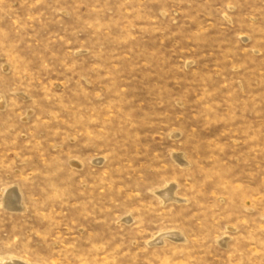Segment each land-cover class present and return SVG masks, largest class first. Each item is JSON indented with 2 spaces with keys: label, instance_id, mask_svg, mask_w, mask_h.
<instances>
[{
  "label": "rangeland",
  "instance_id": "rangeland-1",
  "mask_svg": "<svg viewBox=\"0 0 264 264\" xmlns=\"http://www.w3.org/2000/svg\"><path fill=\"white\" fill-rule=\"evenodd\" d=\"M0 264H264V0H0Z\"/></svg>",
  "mask_w": 264,
  "mask_h": 264
},
{
  "label": "bare ground",
  "instance_id": "bare-ground-1",
  "mask_svg": "<svg viewBox=\"0 0 264 264\" xmlns=\"http://www.w3.org/2000/svg\"><path fill=\"white\" fill-rule=\"evenodd\" d=\"M168 191V190H167ZM166 192V191H165ZM13 194V193H12ZM17 195V194H16ZM12 196V195H11ZM10 196V197H11ZM15 196V195H14ZM18 200H20V199H18ZM18 200H15V199H13V198H10L9 199V201H7V202H9V205L10 206H13V207H15V206H17V204H18ZM20 204V203H19ZM161 238V237H160ZM162 240V239H161ZM14 261V260H13ZM6 263H7V261H6Z\"/></svg>",
  "mask_w": 264,
  "mask_h": 264
}]
</instances>
